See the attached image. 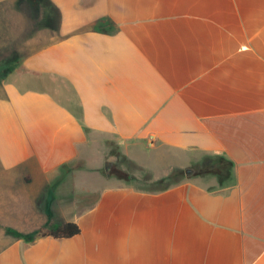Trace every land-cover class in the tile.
<instances>
[{
    "label": "crops",
    "instance_id": "obj_1",
    "mask_svg": "<svg viewBox=\"0 0 264 264\" xmlns=\"http://www.w3.org/2000/svg\"><path fill=\"white\" fill-rule=\"evenodd\" d=\"M0 264H264V0H0Z\"/></svg>",
    "mask_w": 264,
    "mask_h": 264
},
{
    "label": "trees",
    "instance_id": "obj_2",
    "mask_svg": "<svg viewBox=\"0 0 264 264\" xmlns=\"http://www.w3.org/2000/svg\"><path fill=\"white\" fill-rule=\"evenodd\" d=\"M231 166L232 163L222 156L206 157L199 165L193 167L190 170V173L192 176L214 175L218 182L222 184L229 178ZM109 173L118 179H130V176L127 173L120 170L112 169ZM182 177H184L183 171H172L168 176L154 182L147 189L150 191H160L166 189L171 184L179 181ZM78 233L79 228L74 222H62L57 225H46L30 235L11 234L15 238H22L26 242H33L39 237L66 239L77 235Z\"/></svg>",
    "mask_w": 264,
    "mask_h": 264
},
{
    "label": "rangeland",
    "instance_id": "obj_3",
    "mask_svg": "<svg viewBox=\"0 0 264 264\" xmlns=\"http://www.w3.org/2000/svg\"><path fill=\"white\" fill-rule=\"evenodd\" d=\"M113 168L110 169V171L112 170Z\"/></svg>",
    "mask_w": 264,
    "mask_h": 264
}]
</instances>
